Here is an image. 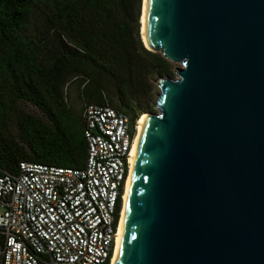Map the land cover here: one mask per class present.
Listing matches in <instances>:
<instances>
[{"label":"water","instance_id":"obj_1","mask_svg":"<svg viewBox=\"0 0 264 264\" xmlns=\"http://www.w3.org/2000/svg\"><path fill=\"white\" fill-rule=\"evenodd\" d=\"M145 41L178 67L140 124L114 264H264V0H146Z\"/></svg>","mask_w":264,"mask_h":264},{"label":"trees","instance_id":"obj_2","mask_svg":"<svg viewBox=\"0 0 264 264\" xmlns=\"http://www.w3.org/2000/svg\"><path fill=\"white\" fill-rule=\"evenodd\" d=\"M139 6L141 0H0V175L20 162L82 167L81 116L63 98L70 78L84 101L107 105L131 124L143 112L149 80L171 71L143 47ZM18 102L41 117L17 113ZM9 120L15 138L6 131Z\"/></svg>","mask_w":264,"mask_h":264},{"label":"built area","instance_id":"obj_3","mask_svg":"<svg viewBox=\"0 0 264 264\" xmlns=\"http://www.w3.org/2000/svg\"><path fill=\"white\" fill-rule=\"evenodd\" d=\"M135 123L107 105L81 112L85 160L0 175V264H109Z\"/></svg>","mask_w":264,"mask_h":264},{"label":"rangeland","instance_id":"obj_4","mask_svg":"<svg viewBox=\"0 0 264 264\" xmlns=\"http://www.w3.org/2000/svg\"><path fill=\"white\" fill-rule=\"evenodd\" d=\"M142 1L143 0H141V9L139 6L140 17H139V23H138V33H139V26H140V31H141L140 19H141V13H142ZM48 38H50V36H48ZM140 38H141V33H140ZM168 63L170 65L171 78H172V77H174V75H173L174 69L177 68L178 65L174 64V63H170V62H168ZM166 77H168V76H166ZM157 80H158V78L149 80V82H148V93H147V98H149V99L147 100V104H146L143 112L137 117L136 121L139 120V118L144 114L155 113L154 102H155L156 96L158 94V89L156 86ZM111 96H112L111 93H109L108 96H106L104 94V98L106 100H107V98H110ZM63 98H64V101H65V104L67 105V107L70 108L72 111H74L79 116H81V111H82L84 103L91 104L90 101H84L82 99L79 81L75 80L73 78L68 79V85L66 87H64V89H63ZM15 111L17 113H20V114H28V115L33 116V117H41L39 111L35 107H33L27 103L18 102L15 105ZM6 131H7L8 135L15 138V127H14L12 120L8 121V123L6 125Z\"/></svg>","mask_w":264,"mask_h":264},{"label":"bare ground","instance_id":"obj_5","mask_svg":"<svg viewBox=\"0 0 264 264\" xmlns=\"http://www.w3.org/2000/svg\"><path fill=\"white\" fill-rule=\"evenodd\" d=\"M145 1L146 0L142 1V13H141V19H140V23H141V31H140V33H141L142 43H143L145 49L148 50L147 44H146V41H145ZM145 116H147V114L142 115L139 118V120H137L136 123H135V132H134L132 148H131V153H130V164L132 163V156H133L136 144H137L140 124H141V121H142L143 117H145ZM130 168H131V165H130ZM129 173H130V169H129L128 176H127L126 183H125V190H124V195L122 197V205H121V210H120V218H119V223H118V227H117V234H116V238H115V245H114L112 257H111V260H110L109 264H114L116 248H117V242H118L119 231H120V225H121L122 214H123V208H124L125 197H126V191H127V185H128V179H129Z\"/></svg>","mask_w":264,"mask_h":264}]
</instances>
